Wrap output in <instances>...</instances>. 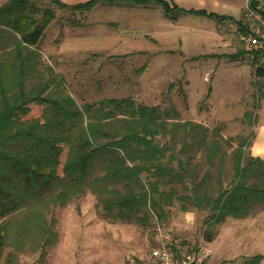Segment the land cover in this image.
<instances>
[{
    "label": "rangeland",
    "instance_id": "374dc122",
    "mask_svg": "<svg viewBox=\"0 0 264 264\" xmlns=\"http://www.w3.org/2000/svg\"><path fill=\"white\" fill-rule=\"evenodd\" d=\"M5 1L0 0V5ZM34 1L54 8L57 16L33 47L20 46L15 33L0 29L1 82L6 87L0 91V110L12 103L15 92H21L14 76L25 69L24 94L29 96L38 94L56 101L70 96L81 109L86 105L97 108L105 98L131 96L137 103L158 106L163 112L174 108L178 118L171 115L167 120L184 124V130L186 122L209 130L191 129L195 135L188 136L181 129L178 138L182 142L177 149L164 137L175 157L170 161L165 151L156 164L172 168L173 174L157 176L142 171L146 195L133 220L113 221L96 195L82 188L69 203L54 205L47 212V219L55 221L59 241L46 248L45 256L41 250L18 252L4 244L0 264L9 252L17 255L19 264H129L132 257H149L161 243L171 248L174 245L181 252L203 247L210 252L213 264H247L248 258L258 254L263 257L260 264H264V211L236 219L222 209L235 177V148L246 139L244 153L253 154L259 123L264 122V76L257 75V61L246 51L238 31L233 48L219 50L217 56L160 57L162 65H151L145 50L114 54L113 48L126 36L122 27L114 29L104 20L125 21L130 15L110 13L106 17L57 8L49 0ZM62 1L73 4L85 0ZM135 45L142 46L133 42L129 47ZM39 100L20 114L18 128L48 119L47 104ZM217 127L222 139L234 141L226 140L228 143L210 159L208 152L217 148L210 146L217 137L213 133ZM198 135L202 141H210L209 145H202L189 159L178 149ZM179 160L185 162L184 168L179 167ZM220 165L225 168L220 169Z\"/></svg>",
    "mask_w": 264,
    "mask_h": 264
},
{
    "label": "trees",
    "instance_id": "16d2710c",
    "mask_svg": "<svg viewBox=\"0 0 264 264\" xmlns=\"http://www.w3.org/2000/svg\"><path fill=\"white\" fill-rule=\"evenodd\" d=\"M49 1L57 8L78 12H90L100 5L159 4L169 17L194 12L218 20L226 18L204 10L172 8L164 0H86L73 4ZM56 16L54 8L41 7L34 0H6L0 5V29L15 33L18 36L15 42L20 46L33 47L40 43ZM13 70L17 71L15 67ZM1 74L0 66V91H4ZM25 74V69H21L14 76L21 92H15L12 103L0 110V249L9 244L18 252L41 250L45 256L46 248L59 241L55 221L47 219V212L54 205L69 203L82 188L96 195L113 221L133 220L146 195L142 171L154 172L157 176L173 174L172 168L156 164L165 151L169 152L170 161L175 157V150L166 145L164 137H169L177 149L179 141L182 142L178 138L181 129L188 136L195 135H191V129L209 130L193 122H186L184 130V124L167 120L171 115L178 118L179 112L174 108L163 112L158 106L137 103L131 96L105 98L97 108L86 105L83 109L70 96L58 101L38 94L29 96L24 94ZM257 75L264 76V66L257 68ZM34 99L47 104L48 119L28 128H18L20 114L32 107ZM220 130L213 129L217 137L211 140L210 146L217 148L212 153L207 150V158L217 155L228 143L226 140L234 141V138L222 139ZM198 137L191 138L178 151L191 159L202 145L210 142ZM103 138L110 139L105 142ZM246 146L247 140L243 139L239 142L240 148H235L239 152H236L237 161L234 156L235 177L229 197L222 205L226 214L236 219L264 211V158L244 153ZM179 167L184 168L185 162L179 160ZM172 248L176 253L181 252L174 245ZM262 258L258 254L246 261L260 264ZM3 264H19L17 255L9 252Z\"/></svg>",
    "mask_w": 264,
    "mask_h": 264
},
{
    "label": "crops",
    "instance_id": "0c3cea01",
    "mask_svg": "<svg viewBox=\"0 0 264 264\" xmlns=\"http://www.w3.org/2000/svg\"><path fill=\"white\" fill-rule=\"evenodd\" d=\"M164 1L172 8L176 6L182 10H204L226 18L218 20L194 12H181L169 17L159 4L148 7L100 5L89 13H101L106 17L110 13L130 15L125 21L122 19L112 23L108 17L104 20L112 24L114 29L122 27V33L126 36L122 38L123 43L115 45L114 54L124 55L130 50H145L151 65H162V62L158 61L160 57L177 56L183 60L189 56L221 54L218 53L219 50L233 48L237 31L242 40L243 18L249 0ZM99 7L101 8L98 9ZM190 16L202 18L198 21ZM133 42L141 43L142 46L129 47ZM252 148L254 155L264 158V122L259 123Z\"/></svg>",
    "mask_w": 264,
    "mask_h": 264
},
{
    "label": "built area",
    "instance_id": "2783aa9c",
    "mask_svg": "<svg viewBox=\"0 0 264 264\" xmlns=\"http://www.w3.org/2000/svg\"><path fill=\"white\" fill-rule=\"evenodd\" d=\"M244 32L242 41L246 51L257 61V66L264 65V0H249L243 18ZM164 240V239H162ZM129 264H213L210 252L203 247L192 251L176 253L165 243L155 247L149 257H132Z\"/></svg>",
    "mask_w": 264,
    "mask_h": 264
}]
</instances>
